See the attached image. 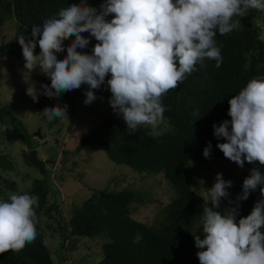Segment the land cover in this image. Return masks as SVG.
<instances>
[{"label":"clouds","instance_id":"9594fccd","mask_svg":"<svg viewBox=\"0 0 264 264\" xmlns=\"http://www.w3.org/2000/svg\"><path fill=\"white\" fill-rule=\"evenodd\" d=\"M249 9L264 12V0H104L99 10L86 0L59 9L40 24H33L31 38L17 36L25 60L24 68L32 72L37 66L50 78V85H34L27 94L34 101L39 95L59 97L64 92L86 84L85 104L96 99L93 90L106 83L111 92L109 104L123 116L128 132L148 125V135H163L168 127L162 98L177 88L196 64L215 60L223 62L221 47L215 37L239 27ZM112 16L111 20L106 17ZM88 32L97 43L91 53L78 51L90 43ZM74 36L67 46L63 42ZM39 45L40 52L35 53ZM50 123L67 117L66 107L46 106L42 112ZM198 115V113H194ZM231 120L214 124V136L225 142L217 147L224 156L241 168L245 160L264 165V75L250 79L238 94L229 99ZM200 118V117H199ZM164 125V128L160 126ZM211 143L203 150L208 158ZM232 184L221 173L203 198L200 218L203 238L194 235L200 264H264V199L258 200L249 215L236 220L237 209L215 211L226 189ZM264 185V175L253 168L243 180L237 200H247L251 191ZM264 196V187H260ZM211 203V206H209ZM39 197L19 189L0 199V253L19 252L38 236L36 208ZM200 227V228H201ZM141 237L137 235L134 243Z\"/></svg>","mask_w":264,"mask_h":264},{"label":"trees","instance_id":"16d2710c","mask_svg":"<svg viewBox=\"0 0 264 264\" xmlns=\"http://www.w3.org/2000/svg\"><path fill=\"white\" fill-rule=\"evenodd\" d=\"M103 2L93 0L91 6L99 10ZM71 3H80V0H0V30L7 20L13 18L17 35L23 33L31 38L33 24L42 26L44 19ZM111 18V15L106 17L107 20ZM233 19L240 21L239 27L223 36L217 30L215 37L223 56L221 66L215 67V60L206 59L203 64L198 62L195 70L162 98L166 109L164 116L168 121L163 135L154 138L148 135L151 128L146 127H138L130 134L121 121L111 117L88 131L76 147L75 151L80 153L87 145H98L105 148L108 158L116 164L126 165L143 175L163 173L176 190L177 197L163 206L162 219L149 224L133 217L132 204L159 202V199L151 198V194L148 196V192L135 189L136 186L94 189L85 201L73 202L65 214L64 201H59L58 191L46 172L43 176H36L27 190L39 197V207L36 208L39 219L37 239L19 252L9 250L0 253V264H56L45 238V229L49 224L54 225L55 221L58 222L55 232L63 231L66 235L62 238L64 248L70 238L73 240L69 249L73 250L86 237L103 239V257L94 264H200L197 252L201 249L195 246L194 235L204 236L200 218L205 195L194 189L191 166L196 164L192 162L208 163L214 157L224 156L217 144L225 142V139L214 136L213 125H219L225 119L231 120L228 115L229 99L238 94L250 79L264 75V19L243 16ZM36 52H40L38 44ZM83 86L64 92L59 97L43 95L36 105L37 112L42 114L46 106L57 104L69 111ZM0 119L4 120L1 110ZM10 122L27 143L28 133L22 122L15 116ZM209 142L211 152L206 158L203 150ZM30 143L23 149V156L27 164L32 165L28 159L29 151L38 145ZM3 157L6 156H0L1 162ZM6 160L4 168L17 170L20 175L21 169L12 160ZM245 162L264 175V165L258 161ZM233 172L232 168L224 169V179L231 180L232 184L226 189L228 195L220 198L219 207L214 210L224 214L236 208L238 222L241 217L250 214L258 200L264 199L260 192V187L264 185L251 191L247 200L238 201L243 180L251 172H244L237 178ZM6 174L0 172V178L7 184L5 190L0 188V199H6L9 191L18 190L15 177ZM230 174H233L232 178H229ZM131 178H135L136 183L144 180L136 174ZM261 231L264 232V228ZM137 235L141 239L134 243Z\"/></svg>","mask_w":264,"mask_h":264},{"label":"rangeland","instance_id":"374dc122","mask_svg":"<svg viewBox=\"0 0 264 264\" xmlns=\"http://www.w3.org/2000/svg\"><path fill=\"white\" fill-rule=\"evenodd\" d=\"M86 3L91 6L93 0H86ZM243 17L264 19V12L249 9ZM262 34L264 37V28ZM82 35L89 37L90 43L87 48L77 50L91 53L97 41L88 32ZM17 36L15 20L10 18L0 30V110L4 116V120L0 119V156H6L2 158L3 162L0 161V172H7L6 176L12 174L16 179L18 190L25 191L31 187L32 180L36 176H43L47 172L50 182L58 191L59 201H64L62 205L65 214L73 202L78 204L85 201L94 189L136 186L135 189L148 192V196L151 194L150 197L159 199V202L132 204L133 217L149 224L162 219L163 206L177 197L176 190L163 173L143 175L126 165L116 164L108 158L105 148L98 145H87L80 153L75 151L84 135L100 126L107 118L114 117L127 128L122 114L118 115L114 112L109 104L111 92L108 90L106 81L111 74H108L105 84L100 89L93 90L96 99L92 103H84L85 92L88 88V85L84 84L75 100V105L67 111V117L48 123L43 114L36 110V105L43 99V95H39L38 101H34L27 94V89L30 84L38 90L41 84L50 85V78L40 70L39 66L31 73L25 70V60ZM72 39L74 36L63 42L64 51L57 53L58 58L66 55L67 46ZM35 53L38 54L36 49ZM12 116L22 122L28 133V142L31 141L33 145L35 143L38 145L36 149H38L39 157L47 161L45 173L25 161L23 149L28 147V142L26 143L12 126L10 122ZM138 127L151 128L148 125ZM160 127L164 128V125ZM6 159L12 160L21 169L20 175L17 174V170L14 172L9 167L4 168L3 163L7 162ZM192 163L196 164L191 166L195 180L194 189L205 196L207 195L206 189L211 188L215 182L214 174L223 175L224 169L232 168L235 172H233L234 177L237 178L244 172L250 173L252 170L246 162L241 168L225 156L214 157L208 163ZM7 168L8 170H5ZM134 174L144 180L136 183V179L131 178ZM232 176L233 174H230L229 178ZM6 185L0 178V188L5 190ZM57 226L58 222L55 221L54 225L49 224L48 229H45V238L56 264H94L102 259V238L86 237L78 242L75 250L69 249L70 242L73 240L70 238L68 246L64 248L62 238L66 235L63 231L55 232L58 229Z\"/></svg>","mask_w":264,"mask_h":264},{"label":"water","instance_id":"95a60500","mask_svg":"<svg viewBox=\"0 0 264 264\" xmlns=\"http://www.w3.org/2000/svg\"><path fill=\"white\" fill-rule=\"evenodd\" d=\"M39 134V133H38ZM29 162L37 167L42 173L46 172V163L47 161L44 159H41L38 155V149L32 148L29 151Z\"/></svg>","mask_w":264,"mask_h":264}]
</instances>
